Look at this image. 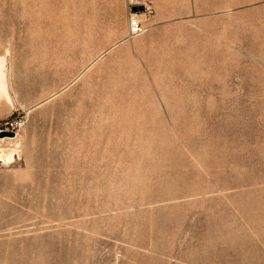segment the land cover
<instances>
[{
    "label": "rangeland",
    "instance_id": "rangeland-1",
    "mask_svg": "<svg viewBox=\"0 0 264 264\" xmlns=\"http://www.w3.org/2000/svg\"><path fill=\"white\" fill-rule=\"evenodd\" d=\"M138 1L0 0V264H264V0Z\"/></svg>",
    "mask_w": 264,
    "mask_h": 264
},
{
    "label": "bare ground",
    "instance_id": "bare-ground-1",
    "mask_svg": "<svg viewBox=\"0 0 264 264\" xmlns=\"http://www.w3.org/2000/svg\"><path fill=\"white\" fill-rule=\"evenodd\" d=\"M134 4L139 5L140 3L135 2ZM74 7V6H73ZM146 7L150 8L149 5ZM133 19L139 20V15L133 13ZM138 15V16H137ZM142 15V14H141ZM128 16V15H127ZM41 25V24H40ZM131 38V37H130ZM133 43V42H132ZM133 47V46H132ZM108 50V49H107ZM104 51V50H103ZM106 55V54H105ZM10 51L7 50L5 53L0 54V106L3 103L11 104L12 106L18 105L14 102V92H13V84H12V64L10 61ZM101 58V56H100ZM97 62V59L92 61L88 67L93 63ZM86 72V71H84ZM82 74V73H81ZM78 78V77H77ZM80 78V77H79ZM18 85V84H17ZM19 86V85H18ZM70 86V85H69ZM17 87V86H16ZM66 88V87H65ZM19 89V88H18ZM17 92V91H16ZM18 94V93H17ZM16 94V95H17ZM58 93H55L56 95ZM52 95V97L54 96ZM50 98V97H49ZM48 98V99H49ZM46 99V100H48ZM19 100V99H18ZM45 100V101H46ZM38 104V103H37ZM38 106V105H37ZM31 111V108L28 109ZM10 142L12 146L10 148H5L3 145H0V162L8 164L12 163L16 160L17 156L20 155L21 147H22V139L20 132L16 134L14 137H1L0 136V143L1 142ZM4 144V143H3ZM9 147V146H8Z\"/></svg>",
    "mask_w": 264,
    "mask_h": 264
},
{
    "label": "built area",
    "instance_id": "built-area-1",
    "mask_svg": "<svg viewBox=\"0 0 264 264\" xmlns=\"http://www.w3.org/2000/svg\"><path fill=\"white\" fill-rule=\"evenodd\" d=\"M138 3L144 4L146 6V0H139ZM142 31V23L139 20L132 18L129 31L130 36L139 35L142 33ZM25 123L26 120L24 119V117L17 116L15 118H8L4 121H0V132L6 130L15 132V134H17L24 127Z\"/></svg>",
    "mask_w": 264,
    "mask_h": 264
},
{
    "label": "water",
    "instance_id": "water-1",
    "mask_svg": "<svg viewBox=\"0 0 264 264\" xmlns=\"http://www.w3.org/2000/svg\"><path fill=\"white\" fill-rule=\"evenodd\" d=\"M139 10L144 11L146 10V6L144 4L139 6ZM0 136L1 137H5V136H16L15 132L12 131H1L0 132Z\"/></svg>",
    "mask_w": 264,
    "mask_h": 264
}]
</instances>
